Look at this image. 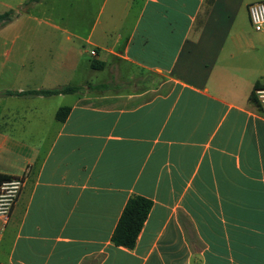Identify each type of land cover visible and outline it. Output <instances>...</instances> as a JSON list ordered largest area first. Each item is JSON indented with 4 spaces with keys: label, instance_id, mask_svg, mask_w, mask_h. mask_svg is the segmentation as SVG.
<instances>
[{
    "label": "crops",
    "instance_id": "obj_1",
    "mask_svg": "<svg viewBox=\"0 0 264 264\" xmlns=\"http://www.w3.org/2000/svg\"><path fill=\"white\" fill-rule=\"evenodd\" d=\"M254 2L264 0H111L85 34L49 23L59 32L0 31V92L85 88L0 97V175L24 183L0 217V264H264V115L250 101L264 85V28L250 24ZM94 71L163 82L95 95ZM131 196L152 207L127 249L110 238Z\"/></svg>",
    "mask_w": 264,
    "mask_h": 264
},
{
    "label": "rangeland",
    "instance_id": "obj_2",
    "mask_svg": "<svg viewBox=\"0 0 264 264\" xmlns=\"http://www.w3.org/2000/svg\"><path fill=\"white\" fill-rule=\"evenodd\" d=\"M110 1L111 0H108V2L105 0H38L29 2V0H0L1 35L12 32L16 33L18 31L36 33H55L58 31L48 27V23L53 26H58L60 28L59 31L67 30L69 33L79 32L85 34L94 22L98 21L102 23L104 21ZM6 42V39H1L0 37V63L4 61L1 54L7 46ZM50 51L52 54L53 50ZM49 53V51L46 52V54ZM45 58L48 60L50 56ZM88 59H91V57L86 55V60ZM91 73V75L87 76L89 85L109 84L108 92L113 94L119 92L129 94L131 92L145 93L150 90H156L157 85L163 82L161 77L156 78L154 75L153 78L147 75H139L135 80L125 83L118 81L117 78H113V72H111L112 74H108V72L102 73L100 71ZM106 81L107 83H105ZM165 90L166 88H160L157 92L162 93ZM94 93L95 95L103 94L102 92ZM148 93L149 94L146 96L150 97L152 92ZM144 98L145 97H143V99Z\"/></svg>",
    "mask_w": 264,
    "mask_h": 264
},
{
    "label": "trees",
    "instance_id": "obj_3",
    "mask_svg": "<svg viewBox=\"0 0 264 264\" xmlns=\"http://www.w3.org/2000/svg\"><path fill=\"white\" fill-rule=\"evenodd\" d=\"M38 1V0H29V2ZM5 16V15H3ZM6 22V21H5ZM90 67L94 70H101L103 68V63L92 60L90 62ZM109 84H100V85H89L87 89L94 92H104L109 90ZM264 88V85L255 84L254 90ZM85 90L82 87L75 86H62L56 89L50 90H33L27 92H11V91H3L0 92V97L12 96V95H32V96H56V95H64V94H75L81 93ZM253 93L250 96V101L254 103L259 111L264 115V108L258 103L257 99ZM69 112V108L63 107L59 108L56 111L55 118L59 122H63L67 114ZM9 179V177L0 175V182ZM152 207V202L148 199H145L140 196H131L117 221V224L112 232L110 241L114 246L123 247L127 249H132L136 243L137 237L146 221V218L150 212Z\"/></svg>",
    "mask_w": 264,
    "mask_h": 264
},
{
    "label": "built area",
    "instance_id": "obj_4",
    "mask_svg": "<svg viewBox=\"0 0 264 264\" xmlns=\"http://www.w3.org/2000/svg\"><path fill=\"white\" fill-rule=\"evenodd\" d=\"M248 17L254 31H261L264 28V3L254 2L248 6ZM95 55L94 51L90 52ZM254 96L258 103L264 108V88L254 90ZM23 179L10 177L0 182V217L8 219L10 212L16 203L23 187Z\"/></svg>",
    "mask_w": 264,
    "mask_h": 264
}]
</instances>
